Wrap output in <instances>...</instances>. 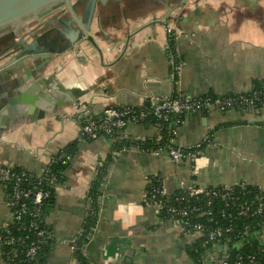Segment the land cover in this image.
<instances>
[{
  "label": "crops",
  "instance_id": "1",
  "mask_svg": "<svg viewBox=\"0 0 264 264\" xmlns=\"http://www.w3.org/2000/svg\"><path fill=\"white\" fill-rule=\"evenodd\" d=\"M163 1L110 0L101 13L96 11L89 33L100 50L99 56L92 54L94 64L82 52L69 53L54 57L47 70L46 75L53 73L71 93L63 94L68 99H61L63 108L42 119L15 120L0 139V168L38 177L53 159L70 157L46 210L51 241L43 264H79L71 239L83 231L91 213L89 189L101 170L94 222L79 245L86 264H194L187 249L199 235L145 204L152 180L169 195L186 187L264 188V105L200 111L185 114L176 124L172 121L171 145L187 151L178 162L166 151H113V137L80 136L76 118L82 108L98 119L109 107L134 108L173 95L225 96L260 88L264 0H186L173 10L177 0H170L169 19L161 22L166 14ZM166 28L173 32L169 37ZM117 39L123 42L115 44ZM122 134L158 140L160 129L154 123L131 124ZM69 144L75 146L66 154ZM8 200L0 185V228L12 219ZM253 239L264 243V228ZM223 251L215 246L204 264H219ZM0 264H6L1 255Z\"/></svg>",
  "mask_w": 264,
  "mask_h": 264
},
{
  "label": "water",
  "instance_id": "2",
  "mask_svg": "<svg viewBox=\"0 0 264 264\" xmlns=\"http://www.w3.org/2000/svg\"><path fill=\"white\" fill-rule=\"evenodd\" d=\"M61 1L65 2V15L50 18L52 14H45V8ZM70 1L0 0V139L15 120L52 116L63 108V94L71 96L54 80L53 73L46 75L54 57L82 52L87 62L94 64L92 54L99 56L100 50L89 33L94 14L101 13L110 0H75L74 4ZM185 1H175L172 10ZM169 2L160 3L166 8L161 22L169 19ZM45 19L47 22H43ZM80 41L84 47L76 46ZM122 42L123 39H117L115 44ZM71 99L76 103L77 98Z\"/></svg>",
  "mask_w": 264,
  "mask_h": 264
},
{
  "label": "built area",
  "instance_id": "3",
  "mask_svg": "<svg viewBox=\"0 0 264 264\" xmlns=\"http://www.w3.org/2000/svg\"><path fill=\"white\" fill-rule=\"evenodd\" d=\"M172 29L166 28V34L169 37L172 34ZM167 49L171 51L170 44ZM174 64V63H173ZM264 105V78L262 80L261 88L253 90L245 94H229L225 96H211L205 95L199 98H191L187 96L174 97L167 96L157 99L149 106L125 107V108H105L100 118H95L88 113V110L82 109L76 118L79 125V134L82 138L87 140H95L99 137H111L112 135L121 133L120 137L130 139V137L122 134V131L131 124H143L150 118L168 119L170 115L192 114L200 111H208L216 109L219 111H227L235 107H250ZM179 120L174 119L176 124ZM171 135L173 133L171 132ZM132 139V138H131ZM169 157L175 161H181L187 157L186 149L171 146L168 149L153 150L155 154L165 152ZM70 157L66 156L61 159L62 164H67ZM32 174L26 171H17L15 168H0V185L10 188L9 200L7 206L11 209V221L0 228V247H5V255L7 260H13L22 253L24 260L27 262L32 260L36 255L37 248L51 239V234L47 228L41 226L43 221V205L44 200L48 198V193L41 190H32L26 186ZM57 180L55 178L49 179V184L53 185ZM155 184L151 185L145 195V204L155 207L159 212L164 211L171 219L181 220L186 219L190 214L197 212L200 208H175L166 206L165 199L167 194L163 187L157 180ZM191 196L203 193L204 190L195 187H186ZM231 191V187H224L222 192L217 194L213 192V196L224 198L225 194ZM259 192L264 194V188H259ZM185 199L182 197L181 200ZM251 209L249 204H245L240 210L241 215H246ZM263 205L258 203L257 208L252 212V215H257L262 212ZM207 215L209 212H206ZM210 221V220H209ZM196 233L207 232L208 241H215L223 234V230L217 228L214 231L208 230L201 224H196L191 227ZM34 233L35 241L27 242L28 233ZM17 233H22L17 236ZM78 236V235H77ZM71 239V248L75 251L78 237ZM241 257L236 262L240 264ZM245 264H257L254 258L248 257ZM221 264H228L222 261Z\"/></svg>",
  "mask_w": 264,
  "mask_h": 264
},
{
  "label": "trees",
  "instance_id": "4",
  "mask_svg": "<svg viewBox=\"0 0 264 264\" xmlns=\"http://www.w3.org/2000/svg\"><path fill=\"white\" fill-rule=\"evenodd\" d=\"M173 96L179 97L176 95ZM143 105L149 106V103ZM184 115L185 114L170 115L166 120L150 118L145 121V123H154L158 125L160 129V137L158 140L140 141L124 139L117 134L112 135L111 137L116 139L113 143L112 150L118 151L129 147H135L145 151L167 149L172 146L170 142L172 137L170 124L174 119L181 120ZM74 146V144H69L65 153L71 154ZM66 166L67 165L61 163V158L53 159L44 174L38 177L32 175V178L26 183L28 188H31L32 190H41L47 192L49 195L48 198L44 200V205L42 207L43 221H41V226L47 228L50 234L51 227L46 222V210L54 200L55 189ZM15 169L17 171H24L17 168ZM103 175L104 171L101 170L89 189L91 213L87 217L83 231L77 236L78 239L76 245L78 248L74 251L75 258L79 264H86L82 253L80 252L79 245L85 241L93 225L94 216L96 215V197ZM50 178H55L57 181L53 185H50L48 183ZM154 181L155 180L151 181L149 187L155 184ZM155 185H157V183ZM5 189L9 195L10 188L5 187ZM222 189H224V187L208 188L205 189L203 193L192 196L186 190H179L166 196V206L175 208H200L199 211L190 214L186 219L178 222L185 230L194 232L191 230V227L196 224L203 225L208 232L214 231L217 228L223 230L222 236L215 241H208L207 232L197 233L199 236L187 249L189 256L194 264H204V259L208 252L212 251L215 246H220L224 248V251L220 252L219 264H221L222 261H226L228 264H236L240 257V264L247 263L248 257L254 258L257 264H264V243L257 239H253V237L264 228V194H261L258 188L238 185L231 187V191L225 194L224 198L212 195L213 192L219 194L222 192ZM182 197H185V199L181 200ZM258 203L263 205L262 212L257 215H252V212L257 208ZM245 204H249L251 209L246 215H241L239 212ZM206 212H209V214L207 215ZM160 214L164 217L170 218V216L166 215L164 211H160ZM174 221L177 220L174 219ZM21 234L22 233H17V236H20ZM27 235V242L36 240V236L33 232L28 233ZM50 241L51 239L40 245L37 248L34 258L28 262L24 260V255L22 253L13 260H7L5 255L6 248L3 246L0 247V255L6 264H43L44 249L47 248Z\"/></svg>",
  "mask_w": 264,
  "mask_h": 264
},
{
  "label": "flooded vegetation",
  "instance_id": "5",
  "mask_svg": "<svg viewBox=\"0 0 264 264\" xmlns=\"http://www.w3.org/2000/svg\"><path fill=\"white\" fill-rule=\"evenodd\" d=\"M71 4H74L75 3V0H71L70 1ZM63 5H65V2L64 1H61V2H58L56 4H53L52 6H48L46 9L47 12H45V14H52L50 16L51 17H61L63 15H65L66 13V8L63 7ZM48 19V18H47Z\"/></svg>",
  "mask_w": 264,
  "mask_h": 264
}]
</instances>
